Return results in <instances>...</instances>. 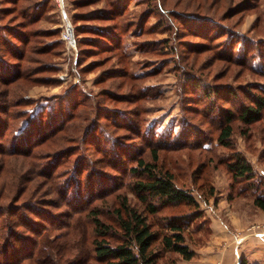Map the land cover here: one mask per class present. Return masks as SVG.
I'll return each instance as SVG.
<instances>
[{"label":"rangeland","instance_id":"374dc122","mask_svg":"<svg viewBox=\"0 0 264 264\" xmlns=\"http://www.w3.org/2000/svg\"><path fill=\"white\" fill-rule=\"evenodd\" d=\"M109 1L17 0L13 6L0 0L4 65L15 63L10 53L18 42L10 36L27 21L26 12L38 19L23 30L38 34L37 47L47 50L26 52L18 70L28 76L8 86L10 100L28 105L13 107L4 117L9 128L1 147H9L10 140L18 138L16 133L27 131L23 126L35 110H43L44 127L65 126L54 143L50 138L33 147L30 159L0 157L1 238L8 229L36 237L16 227L17 218L7 211L13 208L33 220L29 209L19 207L25 204L44 210L40 230L49 228L52 238L69 229L75 241L71 245L83 253L91 239L88 208L99 210V218L116 231L112 211L120 197L141 209L133 192L136 177L127 171L134 158L149 161L154 148L158 167L173 175L177 187L191 192L202 212L185 233L194 251L190 260L164 251L160 236L163 220L189 214L192 207L164 206L147 216L152 230L159 233L153 246L157 264H209V254L221 253L229 256L231 264L246 259L248 246L264 247V220L259 215L264 213L253 205L251 188L245 191L244 183H232L226 168L230 152L218 144L217 136L222 111H235L247 102L246 94H260L257 89L264 92V0H125L124 12L113 21L89 19L107 10ZM204 17L208 31L202 33L197 27H202ZM66 25L72 33L70 43L62 38ZM91 27L109 32L115 28V45L94 48L88 41L95 36L87 31ZM223 28L235 30L236 35L225 37ZM237 35L247 40L238 48L231 42ZM243 52L246 59L236 60L244 57ZM203 88L221 92L206 99ZM228 88L234 98L224 95ZM3 89L0 85L4 95ZM60 108L63 116L68 115L64 121ZM231 141L251 164L257 186L264 188V112L261 121L250 127L235 120ZM49 167L52 178L37 175L40 168ZM14 172L27 183L20 197L7 193ZM66 184L67 194L60 192ZM74 194L86 211L76 213L67 201ZM218 257L212 264H220Z\"/></svg>","mask_w":264,"mask_h":264},{"label":"trees","instance_id":"16d2710c","mask_svg":"<svg viewBox=\"0 0 264 264\" xmlns=\"http://www.w3.org/2000/svg\"><path fill=\"white\" fill-rule=\"evenodd\" d=\"M7 1L13 6L17 5V0ZM124 5H126L125 0H110L107 10L99 13V17H96L98 16L96 15L89 19L113 21L116 16L122 15L124 12ZM182 15L184 17L188 16V18L196 17L198 21L201 19V17L190 14ZM26 16H28L26 19L27 21L25 23L21 22L18 26L20 28H15V31H13L10 36L12 40L14 39L18 42V44L12 46V52L10 53V57L15 60L13 64L15 68L12 64L4 65L2 62L3 54H0V85L4 88V95L0 94V144L5 139V134L9 128V119L6 120L4 117L8 116L13 107L28 105L27 103H22V101L18 99V101L10 100L8 95L11 90L8 89V86L26 79V76H28L26 72L18 70L22 66V62L27 58L26 52L29 50H39V54L47 53V50L37 47L38 44L37 41H35V37L38 34L35 32L27 33L23 30L27 29L30 25H34L37 22L36 19H38L36 16L32 17L29 12H26ZM206 19L208 18L204 17V21L200 20V22H202L200 23L202 27H197L202 33L208 31V28H205ZM223 29V34L226 35L225 37L235 34V30H230L228 28ZM109 30L111 32L104 31L98 27L87 28V31H89L91 35H95L94 38H88V41L93 43L92 45L94 48H99L103 45L113 47L116 43L115 40H113V37H115V28H109ZM112 33H114V36L111 35ZM243 38L246 37L237 35L234 41H231L234 42L232 47L238 48V46L241 47V45H245L247 40ZM252 42L256 43L254 40ZM29 44L34 45L29 49ZM243 56L244 57L239 56L235 59L239 61L246 59V52H243ZM26 62L28 61L26 60ZM45 68L46 66L41 67V69ZM195 86L198 88L200 84L197 83ZM257 90L260 94H246L247 102L240 103L235 111H222L223 116L222 121L219 122L221 128L219 129L217 142L230 152V158L226 163V168L230 174L232 183H244L247 188L245 190L244 187L242 190L245 191L251 188L249 190H251L250 194L253 196V205L264 213V188L260 189L257 186L255 182L256 175L251 164L239 151L235 150L231 141L233 122L235 120L241 125L248 127L261 121L264 112V92L260 89ZM201 91H203V96L206 99L217 97L221 92V90H211L210 88H203ZM233 93L234 92L230 88L224 91V95L231 96L232 98H234ZM62 112V109L61 113L58 110V113H60L62 117V121H64L68 115L63 116ZM21 113L25 114V112ZM42 113L43 110H35V112L30 114L27 122L23 126V129L27 131L25 130L26 132H22L21 130L19 133H16L15 135L18 136V138L11 139L9 147L3 148L0 145V157L13 156L30 159L33 157V147L42 145L44 141L50 138L54 139L52 141L53 143L57 140L55 136L63 132L65 126H63V124L58 125V123L50 124L49 122L48 124H50V126L44 127L41 124ZM43 133L47 134H45L44 137H40V134ZM135 133L138 134V130H136ZM155 146L158 147V145ZM150 151L149 161L143 158H131L132 160H130L134 166L129 167L127 172L133 175V177H136L133 184V192L141 204V209L132 206L128 202L126 196L120 197L112 211V216L118 229L117 231L113 229L110 224L99 218V210L96 208H91L89 210L88 208L86 211L87 207L83 206L82 202L75 194L70 196V199L67 198V201L74 207L76 213L86 211V217L92 227L90 242L82 253V251L76 250L77 248L71 245V241H75L72 240V233H70L71 231L68 232L69 229L63 234H58L50 238L49 228L43 227V229L40 230V226L43 224V222L40 224V217L41 214L44 213V210L42 208H35L36 210H34L29 208L30 205L26 206L25 204H20L19 207L21 209H29L28 212L32 214L33 220L26 217V213L16 212L13 208L7 209V211L17 218L15 220L16 227L26 229L28 232L35 234L36 237L33 239L28 236H21V234L15 231H10L11 229L5 230L8 232H5L2 238L0 236V264H89L90 261L98 264H157L158 256L153 250V246L159 239V233L157 230H152L153 225L147 216L155 215L159 212V209L164 206H176L179 204H185L188 207H192L193 210L189 212V214L173 215L163 220L162 229H164V233L160 236V245L164 251L172 252L183 260H190L194 256V251L186 243L185 233L192 221L201 219L202 212L198 210V202L191 192L177 187L173 175L168 170H163L158 167V150L153 148ZM30 165L31 163L29 162V166ZM36 168H38V166ZM51 169V167L40 168L37 175L52 178L53 172H51ZM14 175L15 179L8 180L9 190L7 193L9 194L13 191V196L20 197L26 191L27 183L22 175L16 174L15 172ZM259 183V186L263 185L261 180H259ZM68 186L69 184H66L60 192L67 194L66 189ZM75 203H77V205H75ZM43 220L45 223L46 219L43 218ZM6 234L9 235V238H6ZM81 243L83 244V241ZM238 264L249 263L245 258H241Z\"/></svg>","mask_w":264,"mask_h":264},{"label":"crops","instance_id":"0c3cea01","mask_svg":"<svg viewBox=\"0 0 264 264\" xmlns=\"http://www.w3.org/2000/svg\"><path fill=\"white\" fill-rule=\"evenodd\" d=\"M261 216V220H264V216L259 214ZM244 225V223H242ZM247 254L244 255L246 257V260L249 264H264V247H249L247 250ZM246 253V252H245ZM219 256V257H218ZM220 259V264H231L230 258L227 254L221 253L220 255L215 254H209L207 257V261L209 264H212L213 261L216 260V258ZM238 260L234 264H238Z\"/></svg>","mask_w":264,"mask_h":264},{"label":"built area","instance_id":"2783aa9c","mask_svg":"<svg viewBox=\"0 0 264 264\" xmlns=\"http://www.w3.org/2000/svg\"><path fill=\"white\" fill-rule=\"evenodd\" d=\"M71 34H70V28L68 25H66L65 31L62 32V38L67 41V42H71Z\"/></svg>","mask_w":264,"mask_h":264},{"label":"water","instance_id":"95a60500","mask_svg":"<svg viewBox=\"0 0 264 264\" xmlns=\"http://www.w3.org/2000/svg\"><path fill=\"white\" fill-rule=\"evenodd\" d=\"M70 34H72V33H71V29H70Z\"/></svg>","mask_w":264,"mask_h":264}]
</instances>
